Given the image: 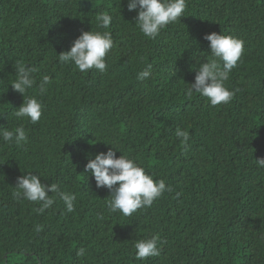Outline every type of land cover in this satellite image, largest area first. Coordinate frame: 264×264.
<instances>
[{
  "label": "trees",
  "instance_id": "trees-1",
  "mask_svg": "<svg viewBox=\"0 0 264 264\" xmlns=\"http://www.w3.org/2000/svg\"><path fill=\"white\" fill-rule=\"evenodd\" d=\"M127 2L0 0V129L27 136L21 145L0 138V264H264V0H186L155 38ZM101 13L112 17L106 70L61 63L82 31H105ZM211 32L244 42L225 81L235 95L216 106L186 94L199 64L214 59ZM21 64L35 69L24 96L11 85ZM29 97L42 104L35 124L15 116ZM107 143L165 181L150 207L127 217L109 209L110 190L85 172ZM27 172L74 194V210L56 193L42 213L14 198ZM152 236L160 254L137 259L135 242Z\"/></svg>",
  "mask_w": 264,
  "mask_h": 264
},
{
  "label": "clouds",
  "instance_id": "clouds-1",
  "mask_svg": "<svg viewBox=\"0 0 264 264\" xmlns=\"http://www.w3.org/2000/svg\"><path fill=\"white\" fill-rule=\"evenodd\" d=\"M127 7L129 11H137V15L133 19L143 35L155 38L161 29L183 16L186 0H128ZM111 20V15L101 13L98 17L99 27L105 31H82L74 40L70 50L60 53L59 61L74 63L80 72H87L92 68L104 72L107 67L106 54L113 48L112 34L107 31ZM204 38L210 42L209 48L214 59L210 61L207 59V62L199 64L194 82L188 83L186 94L191 96L193 92L199 93L206 97L212 106L226 104L232 99L235 92L226 87L225 81L229 79V73L240 61L244 51V42L237 37L222 34V32H211ZM150 68L151 66L138 72L136 78L138 80L149 78ZM15 71L17 79L11 85L24 96L25 90L33 86L35 69L21 64ZM49 82L50 77L43 75L40 81L42 93ZM41 115L42 104L35 97L24 99L22 105L15 112L17 118L28 117L33 124L39 121ZM175 134L185 142L189 138L188 133L179 128ZM0 138L5 142L15 140L17 145L27 142L23 127H18L15 131L0 129ZM107 144L112 147L108 148L106 152H99L94 157L90 156L85 165V172L91 173L97 188L106 187L110 190L109 209L112 212L119 211L127 217L138 209L150 207L154 200L166 190L165 181L154 180L153 176L147 173L145 168L138 164L134 158L125 154L117 157L116 150L119 149L115 148L112 143ZM256 163L264 168V158L256 159ZM16 188L18 190L13 192L14 198L23 197L28 201L39 203L40 207L36 211L40 213L55 202L48 194L49 192L58 194L68 212L74 210L76 200L74 194L60 191L55 183L45 185L41 182L40 176L34 175L32 172L17 177ZM39 230L37 228V231ZM157 241L158 237L156 236L137 240L134 244L136 258L146 259L158 256L160 252Z\"/></svg>",
  "mask_w": 264,
  "mask_h": 264
},
{
  "label": "bare ground",
  "instance_id": "bare-ground-1",
  "mask_svg": "<svg viewBox=\"0 0 264 264\" xmlns=\"http://www.w3.org/2000/svg\"><path fill=\"white\" fill-rule=\"evenodd\" d=\"M7 259V258H6ZM6 261V260H5Z\"/></svg>",
  "mask_w": 264,
  "mask_h": 264
}]
</instances>
